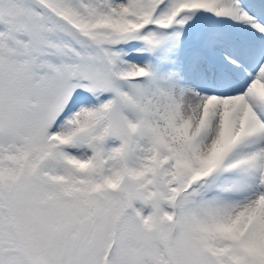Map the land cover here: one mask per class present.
<instances>
[{
    "label": "snow or ice",
    "instance_id": "snow-or-ice-1",
    "mask_svg": "<svg viewBox=\"0 0 264 264\" xmlns=\"http://www.w3.org/2000/svg\"><path fill=\"white\" fill-rule=\"evenodd\" d=\"M0 264H264V0H0Z\"/></svg>",
    "mask_w": 264,
    "mask_h": 264
}]
</instances>
